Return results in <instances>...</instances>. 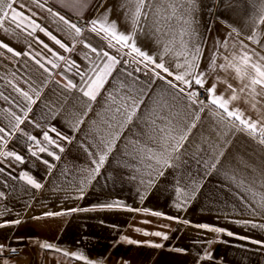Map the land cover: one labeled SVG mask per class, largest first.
I'll return each instance as SVG.
<instances>
[{
  "label": "crops",
  "instance_id": "obj_1",
  "mask_svg": "<svg viewBox=\"0 0 264 264\" xmlns=\"http://www.w3.org/2000/svg\"><path fill=\"white\" fill-rule=\"evenodd\" d=\"M12 2L24 15L22 21L17 19L20 27L10 19L0 24V44L14 50L0 47V93L20 107L0 98V126L7 129L8 110L24 123L12 140H0V151H15L23 157V163L0 155V168L4 169L0 173V191L5 192L0 198V223L16 219L21 223L0 227V245L4 246L0 264H264V227H259L264 225V214L252 211L264 196L261 136L254 137L239 121L229 122L226 115L221 120L223 110L210 105L207 99L203 112L199 105L190 107L186 97L173 101L175 90L155 78L148 70L153 65L145 69L143 64L132 62V57L121 56L116 50L119 45L108 47L107 41H101L85 27V21L107 16L109 23L116 22L118 31L133 34L136 45L148 54L158 57L167 47L169 52L164 58L173 71L177 63L185 66L180 71L187 70L194 48L199 47L198 67L191 71L205 74L206 95V88L215 84V94L229 101V110H239L244 119L264 124V88L256 85L253 91L250 78L254 73L250 67L245 71L241 60L247 52L254 63L264 65V23L259 22L264 0H194L191 11L178 8L174 15L170 0H162L155 5L159 13L155 8L144 10L148 15L141 17L140 30L135 33L131 21L135 6L128 0H87V5L78 11L69 0H39L43 7L37 6L36 0ZM49 8L84 29L81 35L76 36ZM3 14L0 9V16ZM41 28L56 36L66 48H61ZM250 36L252 39H248ZM85 43L104 48L118 60L129 61L128 65L121 63L113 69L94 101L78 89L69 91L62 87L66 81L61 73L78 85L80 77L73 75L75 69L66 72L68 65L59 57L76 61L84 70L88 65L85 56L95 58ZM185 50L187 55H180ZM214 57L215 64L210 67ZM53 63L58 67L53 68ZM137 67L140 72L135 71ZM237 67L241 69L239 74ZM180 86L186 92L190 90ZM16 88L28 92L36 102L29 105ZM36 92L40 93L38 98ZM162 98L175 103L176 111L187 109L186 123H196L182 149L186 163L166 170L165 176L154 183H147V178L141 183V174L127 166L124 154L125 141L143 128L140 120H135L116 141L100 173H95L92 160H98L104 150L102 140L120 131L126 115L124 107L131 99L142 101L137 114L142 120L158 107ZM28 107L31 111L24 118L21 109ZM45 131L56 144L43 140ZM26 134L41 143L27 140ZM39 147H46L54 156L40 153ZM29 148L37 152L36 157ZM86 149L93 155L89 156ZM212 164L216 167L212 168ZM21 173L42 187L30 185L20 178ZM91 177L95 178L88 183L87 178ZM178 187L188 194V202L180 208L176 205L185 197L176 191ZM114 201L122 202V207H101ZM70 209L77 211L69 213ZM49 212L64 214L46 216ZM153 212L164 215L155 216ZM169 216L179 219H167ZM200 224L224 231L197 227ZM157 231L168 239L151 235ZM228 232L234 235L229 236ZM44 243L53 247H41ZM153 244L163 247L155 248ZM12 249L21 254L6 256L5 251ZM72 253L85 259H77Z\"/></svg>",
  "mask_w": 264,
  "mask_h": 264
},
{
  "label": "snow or ice",
  "instance_id": "obj_2",
  "mask_svg": "<svg viewBox=\"0 0 264 264\" xmlns=\"http://www.w3.org/2000/svg\"><path fill=\"white\" fill-rule=\"evenodd\" d=\"M158 2H162V0H128V3L133 4L134 11L131 12V21L133 24V33L139 31V23L142 16H147L148 12L144 11L145 9L153 10L155 5ZM37 6L43 7V4L39 3V0H36ZM70 6L76 9L77 11L82 9L87 5V0H69ZM68 6V5H65ZM23 7V6H21ZM169 7L172 9V14L174 15L177 9H185L187 11H191L195 7L194 0H170ZM0 9L4 10L3 16H0V24L3 23L4 20L10 19L12 22H17V19L20 18L21 21L23 19V13L14 8L12 0H0ZM48 11L52 13L53 16L59 18L63 24L67 25L70 29L74 30L76 36H80L82 31L81 27L77 26L76 23L67 19L64 15H61L59 12H52V9L49 8ZM155 11L159 13V8H155ZM11 12L12 15L9 17L8 13ZM262 14L259 16V22L264 23V7L261 9ZM39 27V25H35ZM90 26V27H89ZM17 27H20V23L17 22ZM85 27L87 31L90 33H94L97 37L100 38L101 41H107L108 47L116 48L119 45V48H116L117 52L120 53L121 56H130L132 57V62L143 64L145 69H148V66L151 64L154 67L148 69L153 73L156 79L164 81L167 84L169 89L175 90L174 95L172 96L173 101H179L182 98L187 99L189 102V106L199 105V111L203 112L205 110L206 105L203 100H200V93L193 89V84L199 86L200 88H205L204 83V73L203 72H192L191 69L193 67H198L196 62V54L200 52L199 47L194 48V54L192 56L191 63L187 64V70L180 71V69L184 68V65L177 63L175 65L176 71H173L172 68L166 63L165 55L168 54L169 50L165 47L164 53L160 54L158 57H154L153 55L148 54L143 51L140 47L136 45L134 35L133 34H125L117 30V24L115 21L111 23L108 22L107 16L103 19L94 18L90 21H85ZM41 31L45 32L46 35L50 37L56 44H58L61 48H66V45L62 43L56 36L52 35L50 32H47L45 29L41 28ZM233 31H237L233 29ZM248 39H252V37H248ZM43 43V42H41ZM225 43V47H226ZM0 47L7 48L9 52L14 51L7 44H0ZM45 48L48 47L47 44L44 45ZM85 47L90 49L92 53H95V58L85 56V59L88 60L87 67L84 70H81L80 65L74 60H66L65 57L60 56V60H65L68 67L66 68V72H72L75 69L73 75H78L80 77L79 85L74 83L72 79H69L65 73H61L63 79L66 81L62 85L63 88L71 91L73 89H78L82 92L83 96L88 97L90 100H95L97 94L104 87L107 79L112 75L113 69L117 67V65L123 63L124 65H128V60H118L115 56L111 55L109 51L104 50V48H98L93 46L91 43H85ZM123 49H129V51L124 52ZM51 50V49H50ZM67 50V49H66ZM19 55V53H16ZM55 55V54H54ZM180 55H187V51H183ZM137 58H140L137 60ZM227 59V58H226ZM261 59H264L262 57ZM241 60L244 65V70L247 68H251L254 75L250 78V84L253 86V91H255V86L259 85L264 88V65L260 63H254L252 61V57L245 52ZM37 63H40L37 61ZM215 64V57L213 58L212 65ZM40 67L45 71H49L45 68L44 64H40ZM52 67H58L57 64L53 63ZM221 68L224 65L220 66ZM136 72H140L141 69L137 67L135 69ZM237 73L241 72V69L237 67ZM163 73V75L161 74ZM131 75V73H128ZM171 77V79H169ZM175 81L176 83H174ZM59 83V81H57ZM180 85H185L189 91H185V87H181ZM231 85H229V88ZM16 92L19 93L20 96L24 98V100L28 101V104H34L36 101L32 99V97L28 94V92H23L19 88L15 89ZM135 91V90H133ZM206 91L208 93L207 100L210 105H215L218 109L223 110V114L221 115V120L224 119V115L228 118V121L232 120L239 121V124L243 126L244 130L248 131L254 137L257 135L261 136L260 143L264 144V124H259L257 121L246 120L243 118V114L239 112V110H229L228 103L229 101L224 99L222 95H216V85L213 84L211 87H207ZM143 95V93H139ZM40 93L36 92L37 98ZM0 98H3L6 102L10 104H15L16 107H20L16 101L11 100L8 96H3L0 93ZM236 97L233 96L232 99ZM126 100L129 98H125ZM142 101H137L135 99H131V102L124 107V112L126 115L124 117L123 123L120 124V131L113 134L109 139L102 140L104 144V150L99 153L98 160L93 159L92 163L95 165L93 171L97 174L100 173L101 168L104 166L107 161L109 154L113 151L116 146V141L119 140L125 129H128L129 126L134 124L135 120H140L143 125L142 129L137 130L132 133V138L127 139L124 145V154L128 159V167H130L134 172L141 174V183L146 182L151 184L154 183L157 178H163L165 176V172L168 169H177L180 168L186 161L183 160V151L182 149L185 146V142L188 141L189 135L192 132V129L196 127L195 121L191 123H186L187 118V109L181 108L179 111H176L175 103H169L166 99H161L160 104L156 109L153 110L152 113L148 114L144 119H140L137 115ZM24 114V118H27L28 112L31 111V108L28 107L27 110L21 109ZM118 113L121 112V109L118 108L116 110ZM197 119L199 116L197 114ZM7 129L6 127L0 126V140H3L5 143L8 140H12L18 132H21L20 125L24 123V120L17 115L15 112L8 110L7 112ZM82 123V121L80 122ZM79 123L77 124V127ZM111 126V125H110ZM51 131H55V129H51ZM27 140L34 141L38 145L41 143L37 137L26 134ZM59 135V133H57ZM7 138V139H6ZM62 139H67L66 137H61ZM43 140L47 141L48 144H56V141L51 139L49 136V132H43ZM59 147V145H57ZM31 152L33 157L37 156V152L31 151V148L28 149ZM61 151L64 149L61 148ZM89 156H92L93 153L86 149ZM39 152L44 153L47 152L48 155L54 156V153L48 152L46 147H39ZM0 155L6 157H14L16 161L23 163V157L17 154L15 151H0ZM56 159H59L58 156H55ZM43 163L48 164L47 160H44ZM212 168H215L216 165L212 164ZM4 171L3 168H0V173ZM21 179H26L27 182L33 187L39 189L42 185L36 182L31 176H28L25 173H21ZM95 177L87 178V182L91 183V180ZM133 179L136 177L133 176ZM6 186V185H5ZM177 192H180L185 199L177 203V207L180 208L184 203H187L188 194L183 192L181 188L176 189ZM5 196V192L0 191V198ZM84 193L83 189L80 190V198H83ZM101 207L105 208H120L122 207V202L114 201L112 203L102 205ZM87 210V209H83ZM131 210V209H128ZM69 213L77 211V209L68 210ZM145 211H148L145 209ZM253 213H262L264 214V196L260 198V204L257 208L252 209ZM64 213H45L46 216L52 215H62ZM155 216L164 215L161 212H153ZM38 217H34L36 219ZM167 219H179L178 217H166ZM184 223H189V221L185 220ZM21 221L19 219L16 220H5L4 223H0V227H7L9 224L18 225ZM147 223V221H145ZM244 223H249L245 221ZM258 225L253 224V227H257ZM199 228L208 229L209 231L221 232L223 229L214 228L207 224L197 225ZM259 227H264V225H259ZM140 231V229H137ZM148 234V233H145ZM229 236L234 235L232 232L227 233ZM151 235H155L157 237H163V239L167 240L168 236L157 231L151 233ZM240 239H247L246 237H239ZM129 243H138L134 240H129ZM252 243H261L260 241H252ZM155 248H161L163 245L161 244H153L151 245ZM41 247L52 248L53 245L44 243ZM4 248L3 245H0V251ZM14 252L15 249H12ZM59 251V249H57ZM177 251H183L182 249H177ZM67 255V253H65ZM71 255L76 256L77 259H85L83 256H77L76 253H72ZM87 264H92L91 261H87Z\"/></svg>",
  "mask_w": 264,
  "mask_h": 264
},
{
  "label": "built area",
  "instance_id": "obj_3",
  "mask_svg": "<svg viewBox=\"0 0 264 264\" xmlns=\"http://www.w3.org/2000/svg\"><path fill=\"white\" fill-rule=\"evenodd\" d=\"M192 90H196L200 93V100H203L204 103L206 102L207 95L206 92L203 88H200L199 86L194 85ZM21 254L20 250H15L14 252L12 250H6L5 255L8 257H14V256H19Z\"/></svg>",
  "mask_w": 264,
  "mask_h": 264
}]
</instances>
